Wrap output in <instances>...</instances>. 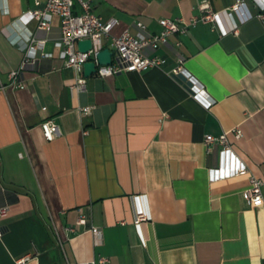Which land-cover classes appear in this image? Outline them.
<instances>
[{
  "label": "crops",
  "instance_id": "crops-1",
  "mask_svg": "<svg viewBox=\"0 0 264 264\" xmlns=\"http://www.w3.org/2000/svg\"><path fill=\"white\" fill-rule=\"evenodd\" d=\"M235 1L94 0L93 11L117 19V36L137 33V22L158 33L160 17L188 20L202 3L221 11ZM243 1L236 31L199 21L145 48L165 59L160 66L92 73L78 90L54 45L59 16L38 29L23 16L34 0H0V80L19 67L30 33L51 53L25 66L21 86L0 91V264L23 256L24 264L100 256L109 264H264V204L251 206L242 193L251 175L264 180V19L256 5L264 0ZM178 65L211 105L194 97L189 77L173 71ZM83 105L94 107L83 113ZM46 118L60 130L51 140L42 134ZM224 132L248 172L210 180L218 146L208 150L204 135ZM135 194L146 195L151 215L141 222L144 243L133 223Z\"/></svg>",
  "mask_w": 264,
  "mask_h": 264
},
{
  "label": "built area",
  "instance_id": "built-area-1",
  "mask_svg": "<svg viewBox=\"0 0 264 264\" xmlns=\"http://www.w3.org/2000/svg\"><path fill=\"white\" fill-rule=\"evenodd\" d=\"M94 0H34L33 6L24 14L26 21L34 19L38 29L49 30L51 27V18L53 15L59 16L60 33L54 40V45L59 48V55L63 59L64 65L71 67L74 71V81L70 84L71 88L78 90L85 89L86 76L84 75V62L94 61L96 70L93 72L97 76L112 75L123 70H144L152 66H160L165 59L158 55H147L145 48H156L160 44L168 42L172 34H181L187 31L189 26L197 22H212L214 27L219 28L221 34L237 30L238 23L233 20V13L244 3L243 0H236L228 9L213 11L209 9L208 3H202L200 8L202 13L193 16L190 19L183 17L158 18L161 30L158 33L144 32L145 26L137 22L140 30L132 33L124 30L120 35H110L112 26L117 22L115 17L107 19L93 11ZM259 9L258 16L264 19L262 13L264 2H256ZM231 19L229 25L223 23V17ZM90 39L91 46L83 51L78 48V41ZM110 39L111 61L108 64H99L97 53L103 47L102 39ZM45 39H39L30 33L27 36V47L23 52V57L19 67L8 72V82L0 80V91H3L8 85L19 87L22 85V71L27 64L34 65L39 57L50 56L51 53L44 50ZM176 73H184L193 82V95L201 100L205 106L211 105L213 99L204 95L203 88L196 83V79L190 75L182 65L173 69ZM94 105H83L80 110L83 113H89ZM44 108V107H43ZM42 134L45 139L51 140L59 134L58 124L51 118H46L41 122ZM236 136H240L238 128L233 129ZM204 143L208 150L218 146V164L209 168L210 180H217L229 176L245 174L248 168L245 162L233 150L226 132L219 135L205 134ZM264 180L255 175L250 176V185L243 190V196L251 206L264 204L263 193ZM133 208V223L139 234L141 241L145 239L141 232V222L151 218L148 203L145 194H135L131 197ZM7 207H0V215L5 214ZM84 217L78 219V223H84ZM68 230L74 231L73 227ZM91 230L99 234L97 227ZM27 256L17 259L16 264H24ZM64 264H79L77 262L66 261ZM85 264H109L108 259L100 256L97 261L91 260Z\"/></svg>",
  "mask_w": 264,
  "mask_h": 264
},
{
  "label": "water",
  "instance_id": "water-1",
  "mask_svg": "<svg viewBox=\"0 0 264 264\" xmlns=\"http://www.w3.org/2000/svg\"><path fill=\"white\" fill-rule=\"evenodd\" d=\"M91 46L90 39H82L78 41V48L80 50L86 51ZM111 50L109 47L105 46L97 53V59L99 64H108L111 61ZM96 70V64L94 61H86L84 62V75L89 76Z\"/></svg>",
  "mask_w": 264,
  "mask_h": 264
}]
</instances>
